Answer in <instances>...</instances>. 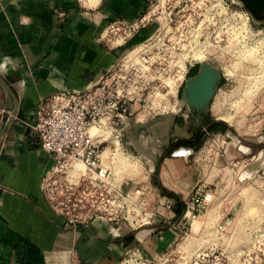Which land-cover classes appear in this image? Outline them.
Segmentation results:
<instances>
[{"label":"built area","instance_id":"obj_1","mask_svg":"<svg viewBox=\"0 0 264 264\" xmlns=\"http://www.w3.org/2000/svg\"><path fill=\"white\" fill-rule=\"evenodd\" d=\"M232 3L154 7L150 0L149 7L134 19H111L98 41L109 49H121L112 64L85 88L56 91L38 103L33 129L42 148L54 158L42 190L68 228L103 220L126 223L133 230L162 223L175 232V239L155 255L134 246L115 264H264V165L255 171L245 166L241 174L230 163L217 165L222 179L216 184L201 178L183 199L181 214L175 211L168 216L166 210H172V204L161 203L150 159L145 156L157 153L154 146L160 141L147 130L151 121L190 118L191 108L182 93L192 68L204 63L218 68L217 92L222 89L227 97L224 87L232 86L235 79L240 84L248 76L258 78L254 96L264 88L260 78L264 26L256 25L246 7ZM142 32L144 38L129 45ZM131 131L141 141L137 154L130 149ZM215 145L222 147L218 156L228 154L227 136L211 133L200 156H209ZM121 153L141 160L138 168L149 174L139 178L120 174ZM246 188L256 193L257 215L240 214L246 206ZM211 210L216 220L205 240L204 226L195 232L193 224Z\"/></svg>","mask_w":264,"mask_h":264},{"label":"crops","instance_id":"obj_2","mask_svg":"<svg viewBox=\"0 0 264 264\" xmlns=\"http://www.w3.org/2000/svg\"><path fill=\"white\" fill-rule=\"evenodd\" d=\"M86 2L0 0V264H115L130 247L155 255L175 239L162 223L133 230L97 220L71 229L44 196L42 181L54 158L33 129L40 99L95 80L121 51L98 41L103 27L115 17H138L150 0ZM213 123L210 114L198 121L191 109L189 119L161 117L149 124L147 130L164 141L161 153L153 152L152 181L161 203L172 204L168 216L201 180L188 158L191 144L176 146L175 135L198 138ZM135 132L129 144L136 150Z\"/></svg>","mask_w":264,"mask_h":264},{"label":"rangeland","instance_id":"obj_3","mask_svg":"<svg viewBox=\"0 0 264 264\" xmlns=\"http://www.w3.org/2000/svg\"><path fill=\"white\" fill-rule=\"evenodd\" d=\"M86 1L87 0H82L84 3H87ZM218 1L219 0H154V7H158L159 5L162 7H169L170 5L180 3H188L190 7H198L199 5L202 7H210ZM229 1L233 2V7H246L242 0ZM254 21L256 25L264 26V21L261 18L255 16ZM199 69L200 67L198 66L191 69L188 74V78H190L189 80L193 81L196 78L197 74L199 73ZM231 84L232 86L229 85L228 87H224V89L228 91L229 95L224 100V103L220 104V107L223 113H230L233 115L234 120L232 124L219 118L214 120L213 128L206 127V130H200L198 138H186L183 136L184 134L180 132L176 133L175 135V138L177 139L175 142L176 146H179L184 142L191 144L190 147H192V151L188 158L194 165L197 175H199V177H201L203 180H208L209 182H214L216 184L220 179H222L221 177L217 176V165L226 166L230 163L229 167L234 168L237 171H241L243 168L245 169V166L250 167V171H255L264 165V88L252 98V106H249L248 109H240L238 106H236V104H228L229 102L236 100L239 95L236 90L239 85V80L235 79V81H233ZM213 99L207 106V113L212 115L214 119L218 116L213 110ZM211 133H221L222 135L227 136V140L230 142V145L228 154L226 156H218L217 151L222 148L219 145H215L211 154L206 158L200 156L199 151ZM159 139L160 141L154 146L157 153H161L164 144V141L161 138ZM130 149L131 151H134L135 154H137V151L132 148V146H130ZM261 151H263L262 154H260ZM145 156L146 158L150 159L149 162L153 167L154 163L152 162V159L154 154ZM126 162L123 164H126ZM128 164L129 169L125 174L131 177L140 175V168H138V164L141 165V160L139 161L137 158L134 160L132 157H130ZM235 164L237 167L234 166ZM146 167L149 168L148 165ZM141 169L143 170V175L146 176L149 174V171H146L143 168ZM243 170L239 173L241 174L244 172ZM250 191L251 190L246 191V197L252 198V196L255 194H251ZM254 210L252 212H254Z\"/></svg>","mask_w":264,"mask_h":264},{"label":"bare ground","instance_id":"obj_4","mask_svg":"<svg viewBox=\"0 0 264 264\" xmlns=\"http://www.w3.org/2000/svg\"><path fill=\"white\" fill-rule=\"evenodd\" d=\"M217 3H220V0ZM247 78H248L247 81L242 79L241 83L239 84V86L236 89L237 92L239 93L238 98L236 99V101L232 102V103H235L236 106H238V108H240V109L241 108L248 109L249 106H252V98L254 97V92H255V90H257V87H258L257 86L258 85V83H257L258 78L254 77V76H248ZM260 78L264 82V69L261 71ZM253 86H255V88H253ZM226 97L227 96L224 94L222 89L219 92H217L215 95L214 102L212 104L213 110H214V113L219 118L224 119L227 122H230L232 124L233 120H234L233 115L230 113L229 114L223 113L221 111V107H220V104L224 103V100L226 99ZM129 158H130V156H128L126 154H122V153L119 154V156H118V162H119L118 172L120 174H125L128 171V169H129V164H128ZM125 162H126V164H123ZM140 176H145V175H143L142 170H140V175H137L136 177L139 178ZM247 190H249V188H246L244 190V195L246 198V206L240 211V214H242V215H245V214L257 215L260 213V209L254 203V201H255L254 198H256V193L253 190H251L250 191L251 194L254 193L255 195L252 196V198L246 197V191ZM253 210H254V212H252ZM215 213L216 212H214V210H211L210 214H208V216L206 218L200 217L194 221L193 230L195 232H197L198 230H200L204 226V239L205 240H208V238L212 235V232H213L212 226L214 225V221L216 220Z\"/></svg>","mask_w":264,"mask_h":264},{"label":"water","instance_id":"obj_5","mask_svg":"<svg viewBox=\"0 0 264 264\" xmlns=\"http://www.w3.org/2000/svg\"><path fill=\"white\" fill-rule=\"evenodd\" d=\"M242 1L254 17L264 21V0ZM189 79L183 89L182 99L187 101L188 106L196 112L197 120L203 121L204 115L208 114L207 106L220 86L221 73L212 64L204 63L200 65L196 78L193 81Z\"/></svg>","mask_w":264,"mask_h":264},{"label":"trees","instance_id":"obj_6","mask_svg":"<svg viewBox=\"0 0 264 264\" xmlns=\"http://www.w3.org/2000/svg\"><path fill=\"white\" fill-rule=\"evenodd\" d=\"M213 125H214V123L210 126V128H213ZM170 150H171V149H169L168 153L170 152ZM154 184H155V183H154ZM155 185H156V184H155ZM156 186H157V185H156ZM157 187H158V186H157ZM179 204H180L179 209L176 210V213H177L178 215H180L181 212H182V209H183V201L180 202Z\"/></svg>","mask_w":264,"mask_h":264}]
</instances>
